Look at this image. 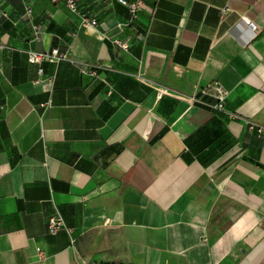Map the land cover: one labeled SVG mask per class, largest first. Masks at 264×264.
<instances>
[{"label":"crops","instance_id":"0c3cea01","mask_svg":"<svg viewBox=\"0 0 264 264\" xmlns=\"http://www.w3.org/2000/svg\"><path fill=\"white\" fill-rule=\"evenodd\" d=\"M79 8L0 0V264H264V0Z\"/></svg>","mask_w":264,"mask_h":264},{"label":"built area","instance_id":"2783aa9c","mask_svg":"<svg viewBox=\"0 0 264 264\" xmlns=\"http://www.w3.org/2000/svg\"><path fill=\"white\" fill-rule=\"evenodd\" d=\"M56 2L57 0H53ZM122 5L126 6L128 9V12L131 16V19H135L138 17V13L141 11L143 6V0H118ZM66 5L68 8L73 11L77 12L80 15L81 18V25L83 27H89V26H97L98 21L97 18L93 15H91L88 11H84L79 8V0H66ZM33 12L31 5H26V13L27 15H31ZM0 15H6L4 12L0 11ZM248 24L250 25L252 30H256L257 25L254 24L251 21H248ZM39 26H34L35 30H39ZM117 43H119L121 46L127 48L128 43L125 41L116 40ZM28 60L31 63L39 64L41 65L44 61H50V62H59L61 60H70L74 62L77 66H79L81 72L83 73H96V68L100 67L98 63H88L81 59L75 58L71 55V53L68 50H60L59 48H52L51 50L44 51V52H37V51H30L28 55ZM43 68L39 67V74L42 75ZM38 79L36 82H39ZM205 93L213 92L217 103L215 104V109L219 111H224V102L228 95V90L221 84L215 83L213 85H209L203 90ZM46 106V105H45ZM250 127L255 129L256 132L259 135H262L264 133V126L257 125L255 123H251ZM48 228L50 233H56L57 231L66 228L65 222L60 214H56L52 217H50L48 222Z\"/></svg>","mask_w":264,"mask_h":264}]
</instances>
